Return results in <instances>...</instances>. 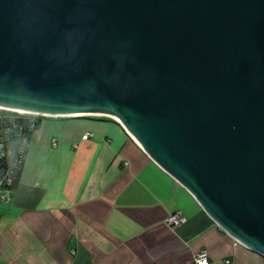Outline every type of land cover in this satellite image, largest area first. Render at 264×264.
<instances>
[{
	"label": "water",
	"instance_id": "water-1",
	"mask_svg": "<svg viewBox=\"0 0 264 264\" xmlns=\"http://www.w3.org/2000/svg\"><path fill=\"white\" fill-rule=\"evenodd\" d=\"M0 106L112 116L264 255V0H0Z\"/></svg>",
	"mask_w": 264,
	"mask_h": 264
},
{
	"label": "crops",
	"instance_id": "crops-1",
	"mask_svg": "<svg viewBox=\"0 0 264 264\" xmlns=\"http://www.w3.org/2000/svg\"><path fill=\"white\" fill-rule=\"evenodd\" d=\"M173 210L185 219L165 223ZM200 248L207 264H264L112 116L40 117L0 202V264H186Z\"/></svg>",
	"mask_w": 264,
	"mask_h": 264
},
{
	"label": "built area",
	"instance_id": "built-area-1",
	"mask_svg": "<svg viewBox=\"0 0 264 264\" xmlns=\"http://www.w3.org/2000/svg\"><path fill=\"white\" fill-rule=\"evenodd\" d=\"M46 115L54 114L14 110L0 106V202H10L28 146L29 132L38 125L40 117ZM88 134L89 132L85 131L81 136L85 137ZM55 143L56 137L51 136L50 144ZM184 219L180 210H173L164 217V222L174 224ZM234 242L238 241L234 239ZM224 261L227 262V258ZM207 263L206 250L200 248L192 254L186 264Z\"/></svg>",
	"mask_w": 264,
	"mask_h": 264
},
{
	"label": "bare ground",
	"instance_id": "bare-ground-1",
	"mask_svg": "<svg viewBox=\"0 0 264 264\" xmlns=\"http://www.w3.org/2000/svg\"><path fill=\"white\" fill-rule=\"evenodd\" d=\"M7 108H10V109H14V110H21L23 111L24 109H21V108H16V107H7ZM25 111V110H24ZM26 111H29V110H26ZM44 114H47V113H44Z\"/></svg>",
	"mask_w": 264,
	"mask_h": 264
}]
</instances>
